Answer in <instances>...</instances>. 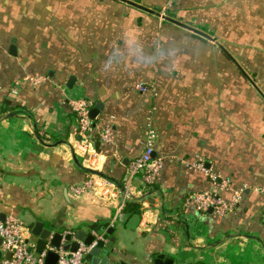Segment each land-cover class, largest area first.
<instances>
[{
	"label": "crops",
	"instance_id": "0c3cea01",
	"mask_svg": "<svg viewBox=\"0 0 264 264\" xmlns=\"http://www.w3.org/2000/svg\"><path fill=\"white\" fill-rule=\"evenodd\" d=\"M167 1L0 0V218L60 232L109 222L124 264H264V0H175L180 24L141 7ZM63 88L100 104L94 169L122 186L155 128L151 190L136 174L127 197L75 163L91 168ZM209 190L238 201L224 215L187 201Z\"/></svg>",
	"mask_w": 264,
	"mask_h": 264
},
{
	"label": "built area",
	"instance_id": "2783aa9c",
	"mask_svg": "<svg viewBox=\"0 0 264 264\" xmlns=\"http://www.w3.org/2000/svg\"><path fill=\"white\" fill-rule=\"evenodd\" d=\"M174 2L175 0H168L165 8L159 11L162 18L168 15V9L174 5ZM28 79L33 84H38L45 80V77H29ZM137 87L140 91L147 90V87L143 84H138ZM63 94L77 119V134L80 138L79 144L88 156L90 167L94 168L100 156V150L92 147L94 145L92 135L94 134L95 120L91 117L90 112L94 106V102L91 98L84 95L74 96L66 94L65 88H63ZM98 135L102 142H110L112 139V129L110 127L102 128L98 132ZM156 138L157 132L155 128L150 126L146 133L143 151L127 169L125 187L130 193V179L136 174L140 175L141 189L148 191L156 185L163 167L162 158L155 155ZM194 166L203 170L213 181H216L219 177L212 170L206 168L203 162H197ZM88 187H90V183L87 181L82 186L73 187V190L75 193H80ZM1 193L0 188V195ZM126 196L128 197V195ZM187 201L195 204L200 212H207L212 209L216 214L224 215L233 209L238 201V197L236 195L231 201H226L219 193L209 190L197 192L191 195ZM0 238L2 239L0 247L4 254L7 252L11 253L10 258H6L3 255L0 259V264H45L47 252L50 250L58 254L56 264H89L84 261V257L94 245V243L86 245L84 242L79 241V247L74 252L65 251L62 247L57 248L47 245L42 253H35L34 250H29L30 247L34 249L36 244L30 233V227L14 216H9L4 220L0 219Z\"/></svg>",
	"mask_w": 264,
	"mask_h": 264
},
{
	"label": "water",
	"instance_id": "95a60500",
	"mask_svg": "<svg viewBox=\"0 0 264 264\" xmlns=\"http://www.w3.org/2000/svg\"><path fill=\"white\" fill-rule=\"evenodd\" d=\"M141 7L150 12H155L156 14H160L155 10L148 9L143 6ZM164 18L166 20H171L176 23H179L168 16H164ZM12 53H14L13 47H12ZM73 80L74 78L72 77L68 82L69 87H71L72 85L71 83ZM99 111H100V104L98 103L97 107L91 110L90 112L91 117L96 118ZM12 115L14 114H10V116ZM72 150L74 151V148H72ZM73 158L75 163L80 168H82V170L93 173L109 181L111 184L119 188L125 195H128V197H134L132 196V193L127 191L125 186H122L116 180L107 177L103 172L97 169L85 167L79 162L76 156H74ZM209 211H213V210L210 209ZM0 219L4 220L5 218H0ZM30 233L32 234V237L36 244L34 249L33 247H30L29 250L30 251L34 250L35 253H42L47 245H51L57 248L62 247L63 250L65 251L74 252L79 247V241H82L86 245H90L94 243L90 252L87 253L84 257V261L88 262L89 264H124L123 262L117 260L118 251H116L113 247V244L116 242L117 239L116 235H114L115 227L111 226L109 222L103 225L95 226L92 231L79 229L76 232H71V231L60 232V231H54L53 229L47 227L44 224V222L38 220L30 227ZM1 243H2V239L0 238V246ZM3 255H5L6 258L11 257L10 252L4 254V252L0 247V259L3 257ZM163 259L164 256L159 255L156 258L148 259L144 261L143 264H173V261L171 259H167L165 261H163ZM57 261H58V254L52 250L48 251L45 264H56Z\"/></svg>",
	"mask_w": 264,
	"mask_h": 264
},
{
	"label": "trees",
	"instance_id": "16d2710c",
	"mask_svg": "<svg viewBox=\"0 0 264 264\" xmlns=\"http://www.w3.org/2000/svg\"><path fill=\"white\" fill-rule=\"evenodd\" d=\"M126 212L130 215V214H133V213H138L139 210H138V206L137 205H132V206H128L126 207ZM30 227V226H29Z\"/></svg>",
	"mask_w": 264,
	"mask_h": 264
},
{
	"label": "rangeland",
	"instance_id": "374dc122",
	"mask_svg": "<svg viewBox=\"0 0 264 264\" xmlns=\"http://www.w3.org/2000/svg\"><path fill=\"white\" fill-rule=\"evenodd\" d=\"M37 12L39 13V10H37ZM246 65H247L248 68H250L251 70H252V68H255V67H254V64H246ZM107 195H108V194H107ZM107 195H106V197H108Z\"/></svg>",
	"mask_w": 264,
	"mask_h": 264
}]
</instances>
